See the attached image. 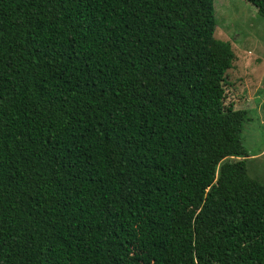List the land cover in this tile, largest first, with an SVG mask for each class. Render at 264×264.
<instances>
[{
    "label": "trees",
    "instance_id": "16d2710c",
    "mask_svg": "<svg viewBox=\"0 0 264 264\" xmlns=\"http://www.w3.org/2000/svg\"><path fill=\"white\" fill-rule=\"evenodd\" d=\"M215 1L0 0V264H264Z\"/></svg>",
    "mask_w": 264,
    "mask_h": 264
},
{
    "label": "rangeland",
    "instance_id": "374dc122",
    "mask_svg": "<svg viewBox=\"0 0 264 264\" xmlns=\"http://www.w3.org/2000/svg\"><path fill=\"white\" fill-rule=\"evenodd\" d=\"M242 1H215V37L229 42L234 51L235 61L227 73L225 104L249 110L245 143L249 149L261 148L253 160L254 171L261 177L257 179L264 184V18ZM249 172L253 175V170Z\"/></svg>",
    "mask_w": 264,
    "mask_h": 264
}]
</instances>
